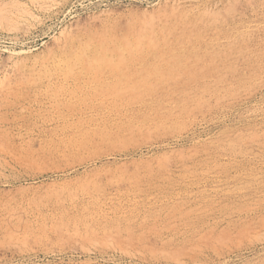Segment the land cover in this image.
<instances>
[{"label":"rangeland","instance_id":"374dc122","mask_svg":"<svg viewBox=\"0 0 264 264\" xmlns=\"http://www.w3.org/2000/svg\"><path fill=\"white\" fill-rule=\"evenodd\" d=\"M0 264H264V0H0Z\"/></svg>","mask_w":264,"mask_h":264}]
</instances>
